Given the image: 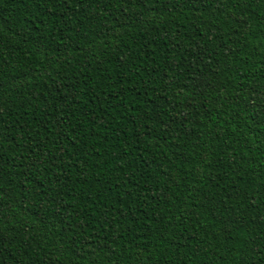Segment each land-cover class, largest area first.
Segmentation results:
<instances>
[{
    "label": "trees",
    "instance_id": "1",
    "mask_svg": "<svg viewBox=\"0 0 264 264\" xmlns=\"http://www.w3.org/2000/svg\"><path fill=\"white\" fill-rule=\"evenodd\" d=\"M0 264H264V0H0Z\"/></svg>",
    "mask_w": 264,
    "mask_h": 264
}]
</instances>
